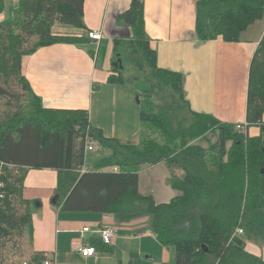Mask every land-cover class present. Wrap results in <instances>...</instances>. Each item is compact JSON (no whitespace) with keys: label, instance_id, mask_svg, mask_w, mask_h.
Instances as JSON below:
<instances>
[{"label":"trees","instance_id":"1","mask_svg":"<svg viewBox=\"0 0 264 264\" xmlns=\"http://www.w3.org/2000/svg\"><path fill=\"white\" fill-rule=\"evenodd\" d=\"M18 1L13 17L0 22V264L6 243L19 251L18 242L31 238L34 205L23 198V184L32 169L56 172L52 199L61 212L151 217L152 232L172 247L174 264H264L245 251L246 241L264 246V33L248 70L245 122L259 129L249 137L234 124L191 111L182 75L157 67L142 0H130L117 21L132 37L114 41L106 80L130 87L139 100L137 142L121 143L91 128L84 110L43 108L22 74L23 57L41 47L91 41L51 31L55 24L84 29V0ZM263 16L264 0H199L195 39L240 42ZM123 43L137 56L129 78L123 58L113 65L115 56L123 57ZM152 91L153 100L144 103ZM86 136L110 153L83 172ZM158 164L170 171L166 182L176 192L166 203L139 191L140 169ZM108 167L118 171L102 170Z\"/></svg>","mask_w":264,"mask_h":264},{"label":"crops","instance_id":"2","mask_svg":"<svg viewBox=\"0 0 264 264\" xmlns=\"http://www.w3.org/2000/svg\"><path fill=\"white\" fill-rule=\"evenodd\" d=\"M197 1L142 0L144 31L156 53L157 67L182 75L184 98L192 112L224 123L246 124L248 70L264 33L263 18L245 30L240 42H199L195 39ZM129 3L130 0H84V29L55 24L51 31L54 35L85 37L94 30L101 34L99 42L79 46L58 43L41 47L22 59V74L43 108L84 110L91 128L100 131L103 138L121 143L137 139L140 108L130 87L106 80L114 41L132 37L131 29L117 21ZM18 6V0H3L0 22L11 19ZM244 131L249 137L259 135L255 127L246 126ZM98 151H103L104 156L110 153L104 147ZM88 155L85 153L83 172L93 170L97 161L94 154ZM102 170L118 171L116 167ZM169 175L163 164L140 172V193L151 195L156 203L168 202L174 196L166 182ZM161 177L166 186L158 192ZM55 187V171L27 172L23 198L34 205L28 258L48 253L55 256L56 264H174L173 249L157 241L151 217L127 220L112 214L61 212L51 202ZM85 227L89 233L82 232ZM101 228L113 231L109 245L93 233ZM93 240L97 244L96 256L82 258L77 247L91 246ZM245 251L264 262L263 245L246 241Z\"/></svg>","mask_w":264,"mask_h":264},{"label":"built area","instance_id":"3","mask_svg":"<svg viewBox=\"0 0 264 264\" xmlns=\"http://www.w3.org/2000/svg\"><path fill=\"white\" fill-rule=\"evenodd\" d=\"M85 36L89 38L93 42H99L101 39V34L98 31H88ZM247 126V124H236L235 128L239 131H243V129ZM85 147H84V152L89 153V152H96L97 150H100L101 147L100 145L91 137L86 136L85 137ZM2 187V186H0ZM0 198L2 196L0 195ZM83 233H89V228L85 227L82 229ZM94 235L98 236L100 241L105 244L109 245L111 243V240L113 238V231L109 228H101L97 229L94 232ZM235 235L241 236L243 234V231L241 228H237L234 232ZM77 252L80 254V256L84 259H87L89 257H95L96 256V250L92 246H85L83 244H80L77 247ZM2 264H56V259L55 256L52 254L44 253L41 255L40 258L35 259V258H26L22 259L17 262H3Z\"/></svg>","mask_w":264,"mask_h":264},{"label":"rangeland","instance_id":"4","mask_svg":"<svg viewBox=\"0 0 264 264\" xmlns=\"http://www.w3.org/2000/svg\"><path fill=\"white\" fill-rule=\"evenodd\" d=\"M263 22H264V17H263ZM119 52H120V54H122L123 57H120V59H119V58H117L115 56L113 65L117 66V67L118 66L120 67V64H121L120 60H121V58H123L124 59L123 60L124 61L123 66L126 68V70L128 72V74H126V76H127V78H129V77H131L134 74L133 73L134 71H131L130 69L132 68L133 65H135V62L137 61V56L133 53L132 50H130L129 46L128 45L127 46L124 45V43L120 47ZM156 93H155V91H152V93L150 94V97H149L150 100H145L144 103L146 101L153 100L154 94H156ZM133 142L136 143L137 139L135 141H133ZM116 151H117L118 154H120L121 149L117 148ZM88 154H89L88 156H92V154H94L95 160H97V159H99V158L104 156V152L103 151L101 152V151H98V150L96 152H89ZM148 170H149V167H146L144 169H140V172L144 173V172H146ZM162 180H163V177H161L159 179V182L157 184V187H158V190H159L158 192H163L161 190V188L163 187V185L166 186V183H163ZM172 194L175 195L176 192H173ZM17 246L19 247V251H16V246L14 248H11L10 243L9 242L6 243L7 253L5 252L3 254V261L4 262H17V261H20L22 259L28 258V256H27L29 254L27 252V249H28V236H24L18 242Z\"/></svg>","mask_w":264,"mask_h":264},{"label":"water","instance_id":"5","mask_svg":"<svg viewBox=\"0 0 264 264\" xmlns=\"http://www.w3.org/2000/svg\"><path fill=\"white\" fill-rule=\"evenodd\" d=\"M135 101H136V103H137V104L139 103V100H138V98H136V100H135ZM51 202H52V204H54V203H55V199H52V200H51Z\"/></svg>","mask_w":264,"mask_h":264}]
</instances>
